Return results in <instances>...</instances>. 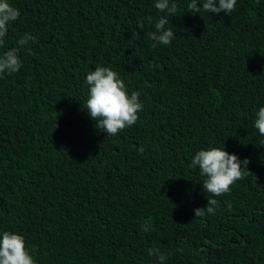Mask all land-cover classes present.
Returning a JSON list of instances; mask_svg holds the SVG:
<instances>
[{
  "label": "trees",
  "instance_id": "trees-1",
  "mask_svg": "<svg viewBox=\"0 0 264 264\" xmlns=\"http://www.w3.org/2000/svg\"><path fill=\"white\" fill-rule=\"evenodd\" d=\"M155 2L9 0L21 15L0 56L26 33L35 43L0 74V233L24 236L36 264H159L150 248L164 264H264V0L230 15L175 0V38L153 47ZM98 66L144 106L115 136L86 110ZM223 146L249 173L214 197L190 165Z\"/></svg>",
  "mask_w": 264,
  "mask_h": 264
},
{
  "label": "clouds",
  "instance_id": "clouds-1",
  "mask_svg": "<svg viewBox=\"0 0 264 264\" xmlns=\"http://www.w3.org/2000/svg\"><path fill=\"white\" fill-rule=\"evenodd\" d=\"M237 0H203V11L211 14L221 12L230 15L235 10ZM155 8L161 13L155 23V31L149 32L148 37L153 47L169 45L175 38L170 24L169 17H174L178 6L175 0H156ZM187 8L189 12L201 11L197 6V0H191ZM21 13L13 7L9 0H0V47L4 46L5 36L9 26L15 22ZM151 17L148 20L151 21ZM138 39L139 34L133 33ZM30 42L35 43L31 34H24L14 47L0 56V74H12L18 72L22 67L19 56L20 49L25 48ZM86 83L89 86V95L86 101V110L90 118L95 122L98 129L107 133V136H115L126 127L134 125L138 120V113L143 109L140 102V93L137 91L128 94L124 81L118 73L110 67H97L86 76ZM254 127L259 134L264 136V107L256 113ZM143 153V148L139 150ZM250 163L245 159L240 161L235 154H229L223 148L210 147L207 150L196 152L191 161V167H199L201 176L205 177L203 190L219 197L230 191V187L238 180L249 173L247 166ZM219 206L216 199H207V207L194 209V215L201 217L207 214H214ZM150 256H156L159 264H164L166 256L159 248H150ZM0 264H36L35 259L25 246L24 236L4 231L0 233Z\"/></svg>",
  "mask_w": 264,
  "mask_h": 264
}]
</instances>
